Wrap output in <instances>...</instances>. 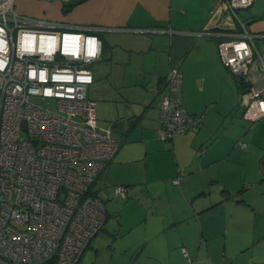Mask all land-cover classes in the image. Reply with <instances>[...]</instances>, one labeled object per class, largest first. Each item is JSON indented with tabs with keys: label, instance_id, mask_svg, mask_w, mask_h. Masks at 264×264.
<instances>
[{
	"label": "crops",
	"instance_id": "obj_1",
	"mask_svg": "<svg viewBox=\"0 0 264 264\" xmlns=\"http://www.w3.org/2000/svg\"><path fill=\"white\" fill-rule=\"evenodd\" d=\"M15 7L101 29L87 97L100 96V108L89 98L96 117L120 146L88 187L106 218L77 264H264V119L243 125L246 85L220 63L217 38L202 34L219 19L233 37L252 35L264 61V0L237 18L214 13L216 0H83L67 13L57 1ZM174 66L181 105L200 123L165 141L159 107ZM255 75L261 88L264 72ZM115 186L127 187L126 197L114 196Z\"/></svg>",
	"mask_w": 264,
	"mask_h": 264
},
{
	"label": "built area",
	"instance_id": "obj_2",
	"mask_svg": "<svg viewBox=\"0 0 264 264\" xmlns=\"http://www.w3.org/2000/svg\"><path fill=\"white\" fill-rule=\"evenodd\" d=\"M57 1L65 8L78 0ZM253 0H216L214 13L237 18ZM203 35L217 38L222 66L246 85L243 118L264 119V61L252 35L227 32L219 19ZM98 26H66L18 13L0 0V264H77L102 228L106 212L89 185L120 141L98 127L90 66L102 53ZM181 72L171 67L159 107V136L172 140L200 119L181 105ZM53 100L54 111L38 100ZM245 145H241L244 147ZM115 186L114 196L126 197Z\"/></svg>",
	"mask_w": 264,
	"mask_h": 264
},
{
	"label": "rangeland",
	"instance_id": "obj_3",
	"mask_svg": "<svg viewBox=\"0 0 264 264\" xmlns=\"http://www.w3.org/2000/svg\"><path fill=\"white\" fill-rule=\"evenodd\" d=\"M92 68L94 69L95 66L93 65ZM100 82H101L102 84H106L104 79L99 80L97 84L100 85ZM88 96H89V98H91V99H93V100H97V101L99 102L98 107L100 108V96L97 97V96L95 95V96H93V98L91 97V95H88ZM38 103H39L40 105H42L43 107L48 108V109H50L51 111H54L55 103H54L53 100H46V101H44V100L39 99V100H38ZM101 103H103V102H101ZM107 103H108V102H107ZM109 105H110V106H113V104H110V103H109ZM98 113H99V112H98ZM99 114H100V113H99ZM239 117H240V114H239ZM96 118H97V117H96ZM97 124H98V127H100V128H102L101 126H105V127H103V128H106L110 123H109V122H103V121L100 119V116H98V118H97ZM244 124H245L246 128L249 129V128L252 126L253 123H250V122L247 123V122H245V123H243V125H244ZM100 125H101V126H100Z\"/></svg>",
	"mask_w": 264,
	"mask_h": 264
},
{
	"label": "trees",
	"instance_id": "obj_4",
	"mask_svg": "<svg viewBox=\"0 0 264 264\" xmlns=\"http://www.w3.org/2000/svg\"><path fill=\"white\" fill-rule=\"evenodd\" d=\"M81 1H83V0H78L77 2H75L74 4H72V5H70V6H67V7H65L64 8V12L65 13H67L74 5H76V4H78L79 2H81ZM262 167H264V159H262ZM93 194H95V193H93ZM96 195V194H95ZM48 264H53V263H48Z\"/></svg>",
	"mask_w": 264,
	"mask_h": 264
},
{
	"label": "bare ground",
	"instance_id": "obj_5",
	"mask_svg": "<svg viewBox=\"0 0 264 264\" xmlns=\"http://www.w3.org/2000/svg\"><path fill=\"white\" fill-rule=\"evenodd\" d=\"M95 195V194H94ZM97 196V195H96ZM98 197V196H97ZM89 246V245H88Z\"/></svg>",
	"mask_w": 264,
	"mask_h": 264
}]
</instances>
